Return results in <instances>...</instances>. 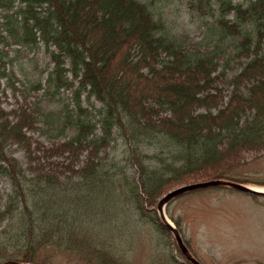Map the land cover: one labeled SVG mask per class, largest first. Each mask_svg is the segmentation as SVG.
Instances as JSON below:
<instances>
[{"label": "trees", "instance_id": "trees-1", "mask_svg": "<svg viewBox=\"0 0 264 264\" xmlns=\"http://www.w3.org/2000/svg\"><path fill=\"white\" fill-rule=\"evenodd\" d=\"M177 7L199 42L175 26ZM0 12V264H41L49 249L126 264L81 240L80 219L113 195L151 222L153 264H189L144 212L179 185L247 184L229 177L264 156V0H0ZM39 49L44 80H19L20 56Z\"/></svg>", "mask_w": 264, "mask_h": 264}, {"label": "rangeland", "instance_id": "rangeland-1", "mask_svg": "<svg viewBox=\"0 0 264 264\" xmlns=\"http://www.w3.org/2000/svg\"><path fill=\"white\" fill-rule=\"evenodd\" d=\"M179 8L177 7L179 13L174 11L171 17L175 20V26L178 30L186 32L193 42H199L202 39V29L199 28L198 23L189 19L184 7ZM24 57L26 59L23 60L21 73H18L19 80L22 78L38 80L41 77L44 80L46 74L43 70L49 63L44 51L39 49L33 54L21 55L19 59L22 60ZM35 67H37L36 71ZM233 74L228 73L229 78ZM226 82L221 81L218 86L226 90L227 94L229 91ZM16 86L20 88L19 85ZM36 96L35 93H30L28 101H34ZM6 100L7 103L3 106L9 108V105L14 103L11 91H7ZM49 109H53V106ZM34 137H37V134ZM121 151L122 148L117 146L108 150V153L119 162ZM15 157L24 163L21 152L15 153ZM230 176L232 180L247 182L245 185L252 188L264 189V156L246 154L245 164L233 171ZM181 186L163 192L155 205L147 208L145 215L150 217V220H155L154 212L158 200ZM9 193V183L5 179H0V200ZM107 201L110 205L105 210L98 208L96 211L98 216L89 215L80 219V227L84 222L86 229L82 232L81 240L97 243L99 238L106 241L108 252L126 264H153L156 258L155 247L158 243H155L151 222L148 220L145 224L142 223L145 221H141L138 211L130 200L124 201L122 205L121 199L113 195L108 197ZM165 215L178 230L191 255L200 264H264V197L254 198L224 188L206 189L175 199L166 207ZM173 220L178 222L179 227ZM166 237L169 244L174 242L170 233L166 234ZM84 257V255L77 257L72 252L49 249L40 251L37 259L41 264H96L93 257H90V263ZM165 260L162 259L161 264H164Z\"/></svg>", "mask_w": 264, "mask_h": 264}, {"label": "water", "instance_id": "water-1", "mask_svg": "<svg viewBox=\"0 0 264 264\" xmlns=\"http://www.w3.org/2000/svg\"><path fill=\"white\" fill-rule=\"evenodd\" d=\"M212 188H224L228 190H232L235 192L248 194L251 196L264 197V190H256L248 185L240 184L237 182H232L228 180H210L205 182H198L195 184L184 185L178 187L167 194L163 195L156 204V213L160 220V223L164 226V228L172 235L173 240L180 252L181 256L189 263V264H200L198 263L194 257L191 255L187 247L182 241L178 230L166 219L165 209L172 201L175 199L182 197L184 195L198 192L206 189ZM4 264H27L20 262H7Z\"/></svg>", "mask_w": 264, "mask_h": 264}, {"label": "bare ground", "instance_id": "bare-ground-1", "mask_svg": "<svg viewBox=\"0 0 264 264\" xmlns=\"http://www.w3.org/2000/svg\"><path fill=\"white\" fill-rule=\"evenodd\" d=\"M255 189H256V190H261V191L264 190L263 188H262V189H261V188H255Z\"/></svg>", "mask_w": 264, "mask_h": 264}]
</instances>
